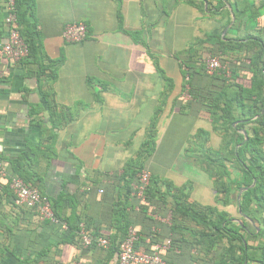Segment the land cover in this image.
I'll return each mask as SVG.
<instances>
[{
    "label": "crops",
    "instance_id": "0c3cea01",
    "mask_svg": "<svg viewBox=\"0 0 264 264\" xmlns=\"http://www.w3.org/2000/svg\"><path fill=\"white\" fill-rule=\"evenodd\" d=\"M7 2L0 0V46L8 38ZM33 13L34 32L23 27L35 54L21 63L0 57V161L52 205L60 199L62 220L42 222L36 212L15 206L9 179L0 177V264H118L116 255L83 249L78 237L65 240L63 225L73 212L74 226L86 221L89 231L117 242L130 228L155 233L137 245L143 253L171 240L161 255L177 264H264V227L241 212L242 196L256 181L237 191L241 169L227 163L230 192L216 189L215 169L204 158L228 154L237 136L191 101L182 61L195 55L199 66L220 54L236 69L235 90L264 96V85H252L263 76L249 68L258 52L264 60V0H35ZM74 22L87 26L82 43L64 38ZM208 81L199 78L196 86L215 88ZM186 127L188 159L203 181L170 154ZM252 127L239 130L245 141ZM141 170L152 175L144 201L132 196ZM178 204L213 221L210 209L247 223L240 231L249 253L245 263L238 240L212 244L202 238L212 230L177 213Z\"/></svg>",
    "mask_w": 264,
    "mask_h": 264
},
{
    "label": "trees",
    "instance_id": "16d2710c",
    "mask_svg": "<svg viewBox=\"0 0 264 264\" xmlns=\"http://www.w3.org/2000/svg\"><path fill=\"white\" fill-rule=\"evenodd\" d=\"M34 8L35 0H18L16 3V11L19 19V25L21 28V34L30 49V55H34L36 49L34 45H32V41L26 38L27 32L26 30H24L23 24H25V26L27 25L28 29H31V31L34 32ZM212 55L220 57L223 66L226 67L225 69H219L214 75H208L205 71L206 58H204L202 62L200 60L201 63L199 64V66H197L198 60L196 58L197 56L195 55H188V57L182 60L183 66L185 67V75L188 78L187 84L189 86L190 97L192 98L191 101H197L202 106L207 108L208 111L212 113L213 118H217L223 121L226 131L234 133L233 136L236 135L237 137L234 139V142L231 141L230 143H228L229 145L234 144V148L232 150L230 149L228 151V154H225V152H227L226 149L225 152L222 151L221 153L220 151L219 156H206L204 158V161L208 165V167L210 166V170L215 169V175H217V180L219 181V184L217 185L216 189L219 193L227 195L230 192L227 183L224 182V177H229L232 172L229 171L226 165L227 163H234L235 165L237 164L241 169L242 175L239 176L237 174L240 178L235 182L237 191H239L242 186L250 187L253 182L256 181V185L253 188H250L242 196L241 212L245 217L247 216L248 219L250 218L254 221V226L256 228H260V226L264 227V152L262 151L263 139L261 135V133L264 132V96H257L255 92H249L243 88L235 90L234 86L236 84L234 80V74L236 69L232 65L230 66V64H227L226 58H222L220 54L213 52ZM249 68L252 72L259 73L263 76V79H261L260 83H258L253 78V88H257V86L259 87L260 85H264V60L261 59V52H258L257 55L253 58V60H251ZM227 69H229V71L231 72V75L228 77L226 76ZM199 78L209 80L208 83H210V85L215 88H208L207 90L202 91L196 86V81H198ZM215 81H222L223 86L217 87L218 84H216ZM254 96L256 97V99L253 100V106L248 107L245 104V101L248 99H252ZM259 100L262 102V104H258ZM255 117L258 118L254 119ZM234 124L237 125L234 126ZM249 124L253 125L251 129L252 133H248V139L247 141H245L244 136L238 132ZM153 126H155V123H153ZM152 136L153 135H151V137ZM151 137L149 138L150 140L147 141L146 144L148 147L152 148L154 140ZM202 158L203 157H201V159ZM38 190L41 192L42 195H44L40 189ZM149 190L150 188L148 187L147 191ZM61 205L62 204L60 199L58 201L56 200L55 202H53L52 205L55 216L58 217L60 220H62V217H60L58 208L61 207ZM178 206L183 207H179L177 213L184 214L185 216L189 217V220L191 218L197 223H202L208 229L212 230V233H202V238H210L212 244H215L217 240L222 237H228L230 239L234 238V240H238L242 244L241 247H243L242 259L245 263L246 258L249 257V253L248 250H246L245 248L246 239L240 233V231L244 230V228L247 227V223H234L233 219L229 218L225 213H217L215 212V210L210 209V211L216 213L217 216L216 220L213 221V219H211V217L209 216L192 214V209L186 208V205L178 204ZM73 211H75V207H73ZM75 219V212H73L70 218L65 219V222L68 227V234L65 240L73 239L76 237L79 238L80 228L74 226ZM119 222L122 223V221ZM83 223L86 225L88 230L92 229L86 221H83ZM122 225L123 227H127L126 223H122ZM92 234L95 237H105L102 233H98L95 229L92 231ZM152 235L154 236L152 237ZM139 236L140 240L136 243V249L139 243L147 241L148 238L151 237L155 238L156 235L151 233V236H143L142 234H139ZM110 242L111 245L109 249H102L97 246H92L88 248V250H101L109 254L110 257H112V255L117 254L119 246L118 244L120 241L117 242L110 238ZM173 248L175 249V251L177 249H181L178 243H175L173 245ZM176 254H178L177 251ZM165 259L167 260V258ZM167 261L176 263V261L174 260ZM221 262L223 264V261ZM99 264H108V262H102Z\"/></svg>",
    "mask_w": 264,
    "mask_h": 264
},
{
    "label": "built area",
    "instance_id": "2783aa9c",
    "mask_svg": "<svg viewBox=\"0 0 264 264\" xmlns=\"http://www.w3.org/2000/svg\"><path fill=\"white\" fill-rule=\"evenodd\" d=\"M17 1L18 0H8L7 2V15L5 21L8 30V38L6 42L0 46V57L9 59L15 63H21L29 58L30 49L21 34L16 11ZM87 33V26L84 23L74 22L65 27L64 38L70 44H78L86 40ZM205 68L208 75H214L219 69H225L226 67L223 66L220 57L211 54L205 59ZM151 176V173L147 170L140 171L138 181L132 185L133 197L144 201L151 182ZM0 177L9 179V186L14 196L15 206L34 210L39 220L42 222L49 221L56 224L59 223L48 197L42 195L38 189L32 188L22 178L10 175L1 161ZM63 227L67 228L66 225H63ZM153 236L154 235H152V237ZM79 239L81 246L85 249L92 246L109 249L111 245L109 238L93 236L92 232L84 225L80 227ZM139 240V233L135 229L130 228L126 237L118 244V252L116 254L118 264H176L167 261L161 255V250L172 248L171 240H168L166 245H156L155 250L151 253H143L136 249V243Z\"/></svg>",
    "mask_w": 264,
    "mask_h": 264
},
{
    "label": "rangeland",
    "instance_id": "374dc122",
    "mask_svg": "<svg viewBox=\"0 0 264 264\" xmlns=\"http://www.w3.org/2000/svg\"><path fill=\"white\" fill-rule=\"evenodd\" d=\"M187 132H188V128L186 127L182 131V133H180V135H179L180 137H178L175 140V145H174V142H173L172 152L170 154L173 157L175 162L178 161V166L181 167L183 171L185 170V171L189 172L190 175H192L193 172H195L196 174H193L195 179H198L197 181H203V179H201L202 177L200 176V174L197 173L196 170H193L191 168L190 159H188L187 150L189 148V145H188V143H189L188 142V137L189 136L188 137L185 136V134H187ZM166 144H167L166 142L163 144V146H162L163 150L166 149V147H167ZM190 175H189V178H191ZM196 175H197V177H196Z\"/></svg>",
    "mask_w": 264,
    "mask_h": 264
},
{
    "label": "water",
    "instance_id": "95a60500",
    "mask_svg": "<svg viewBox=\"0 0 264 264\" xmlns=\"http://www.w3.org/2000/svg\"><path fill=\"white\" fill-rule=\"evenodd\" d=\"M244 134H245V132H244ZM246 135V134H245Z\"/></svg>",
    "mask_w": 264,
    "mask_h": 264
}]
</instances>
